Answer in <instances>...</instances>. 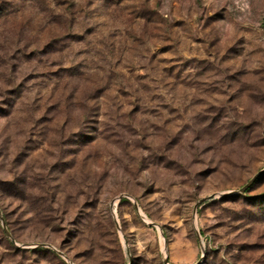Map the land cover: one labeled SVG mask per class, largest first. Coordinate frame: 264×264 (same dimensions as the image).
Returning <instances> with one entry per match:
<instances>
[{"label":"rangeland","instance_id":"1","mask_svg":"<svg viewBox=\"0 0 264 264\" xmlns=\"http://www.w3.org/2000/svg\"><path fill=\"white\" fill-rule=\"evenodd\" d=\"M0 264H264V0H0Z\"/></svg>","mask_w":264,"mask_h":264},{"label":"water","instance_id":"2","mask_svg":"<svg viewBox=\"0 0 264 264\" xmlns=\"http://www.w3.org/2000/svg\"><path fill=\"white\" fill-rule=\"evenodd\" d=\"M204 201V200H203ZM5 233H6V235L14 242V240L12 239V236H11V234L9 233V231L5 228ZM41 246H46V245H41Z\"/></svg>","mask_w":264,"mask_h":264}]
</instances>
